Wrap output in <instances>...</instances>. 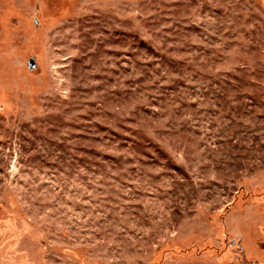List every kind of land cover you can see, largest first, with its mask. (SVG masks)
Returning <instances> with one entry per match:
<instances>
[{"label":"rangeland","instance_id":"1","mask_svg":"<svg viewBox=\"0 0 264 264\" xmlns=\"http://www.w3.org/2000/svg\"><path fill=\"white\" fill-rule=\"evenodd\" d=\"M0 264H264V0H0Z\"/></svg>","mask_w":264,"mask_h":264}]
</instances>
